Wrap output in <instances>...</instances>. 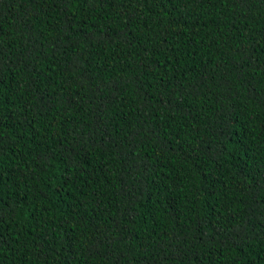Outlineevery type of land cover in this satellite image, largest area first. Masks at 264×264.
Returning a JSON list of instances; mask_svg holds the SVG:
<instances>
[{
  "label": "trees",
  "instance_id": "1",
  "mask_svg": "<svg viewBox=\"0 0 264 264\" xmlns=\"http://www.w3.org/2000/svg\"><path fill=\"white\" fill-rule=\"evenodd\" d=\"M0 264H264V0H0Z\"/></svg>",
  "mask_w": 264,
  "mask_h": 264
}]
</instances>
